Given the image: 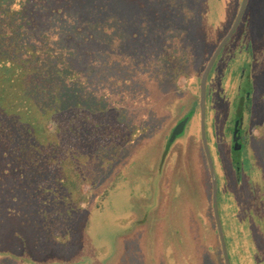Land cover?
I'll list each match as a JSON object with an SVG mask.
<instances>
[{
    "label": "trees",
    "instance_id": "1",
    "mask_svg": "<svg viewBox=\"0 0 264 264\" xmlns=\"http://www.w3.org/2000/svg\"><path fill=\"white\" fill-rule=\"evenodd\" d=\"M176 5L0 0V213L20 214L9 229L0 218V264H56L70 253L73 210L140 146L122 151L161 104L151 86L179 68V47L189 49ZM230 147L239 194L254 203L264 195V147L248 138Z\"/></svg>",
    "mask_w": 264,
    "mask_h": 264
},
{
    "label": "rangeland",
    "instance_id": "2",
    "mask_svg": "<svg viewBox=\"0 0 264 264\" xmlns=\"http://www.w3.org/2000/svg\"><path fill=\"white\" fill-rule=\"evenodd\" d=\"M172 1H177L176 7L185 15V20L179 17L175 25L188 41L189 49L179 47L178 53H174L177 59L173 62L178 64L179 68L172 69L163 81L153 83L151 86L152 89L157 90L161 104L159 101L158 104L156 102L157 105L153 110L155 117L151 124L141 127V132L136 136L133 135L134 137L130 139L132 141L122 146V151L124 154L130 151L132 146H137L140 140L142 141L139 142L138 148L149 139L155 140L154 137L161 129L165 130L171 126L189 109L192 117L184 128L183 136L175 140L171 148L176 151L173 155H178L177 162L181 171L186 168L185 166H189L188 168L193 172L192 167H196L203 196L209 199L210 186L199 140L197 108L194 101L198 96V79L204 65L233 21L240 0H219L213 5L207 4L208 0H170ZM203 4L206 8L203 9L202 34L196 14ZM173 32L174 40L182 37L176 28ZM170 50L175 52L176 48L173 47ZM243 51L249 54L255 88L253 101L250 100L249 108L252 110L249 119L256 124L250 132L248 131L247 138L256 143L260 142L264 147V0H246L234 31L219 50L208 72L204 104V134L212 166L215 168L218 179L216 203L229 264H264V195L252 203L253 199L249 193L239 194L238 189L241 191V188L237 187L238 182L234 181L235 172L233 171L232 174L230 170L236 154L230 150V140L224 135V121L230 93V84L226 81L225 69L226 65L232 64ZM178 54L183 55L178 56ZM193 105L195 119L192 111ZM246 125V123L243 124L244 128ZM131 156L129 154L121 166L125 165ZM121 166H110L105 170L96 180L94 189L86 197V201L81 204V208L73 210L72 224H75L77 230V233L71 237L74 243L70 253H67L68 255L56 264H73V261L80 259V256L73 254L80 247L85 246L87 250H92L97 246L96 239L98 238L94 239L87 233L83 235L84 221L93 204L97 203L108 189L110 180L118 174ZM242 167L248 170V166ZM234 168L237 169L239 166ZM7 180L2 181L3 186L0 185V196L6 188ZM262 190L264 194V184ZM86 205L87 208H85ZM204 214V223L191 231L184 221H165L164 229L157 241L156 252L154 253L153 243L148 240L144 242V253L148 256L147 260L139 255L136 240L134 238L129 240L131 244L128 252L122 254L115 264H223L215 227L208 212L205 211ZM19 216L20 214L15 216L8 212L0 213V218L5 217L3 222L6 229L16 227L12 218L18 219ZM3 236L4 234L1 235Z\"/></svg>",
    "mask_w": 264,
    "mask_h": 264
},
{
    "label": "flooded vegetation",
    "instance_id": "3",
    "mask_svg": "<svg viewBox=\"0 0 264 264\" xmlns=\"http://www.w3.org/2000/svg\"><path fill=\"white\" fill-rule=\"evenodd\" d=\"M251 68L249 54L245 51L232 64L226 65V81L230 84V93L224 135L231 145L248 136L243 124L251 114L250 100L252 102L255 95ZM205 96L206 88L204 104ZM194 103L199 134L198 96ZM192 111L194 117V105ZM180 120L181 117L165 130L161 129L154 137L155 140L149 139L138 148L110 180L108 189L89 210L82 228L83 235L87 233L94 239L98 238V244L92 250L80 247L73 253L80 256V259L73 261V264H115L122 254L128 252L131 244L129 240L133 238L139 255L147 260L144 242L148 240L153 243L155 253L164 223L168 220L184 221L191 231L204 223L206 211L215 227L211 210V181L206 164L209 199L203 196L196 167H192L193 172L189 166L181 171L177 162L178 155H173L176 151L171 148V144L183 135L181 133L170 140V134ZM212 167L217 192L218 179ZM234 167H230L232 174Z\"/></svg>",
    "mask_w": 264,
    "mask_h": 264
},
{
    "label": "water",
    "instance_id": "4",
    "mask_svg": "<svg viewBox=\"0 0 264 264\" xmlns=\"http://www.w3.org/2000/svg\"><path fill=\"white\" fill-rule=\"evenodd\" d=\"M218 1L219 0H208L206 3L209 5H213L215 3L217 4ZM245 3H246V0H240L239 1L238 8H237V11H236V14L233 18L232 23L230 24L226 33L217 42V44L214 48V51L212 52V54L208 58L206 64L204 65V68H203V70L199 76V79H198V92L197 93H198V112H199V136H200L201 146H202L206 166H207L209 176H210V181H211V183H210V185H211V210H212V216H213V220H214L215 230H216V234H217V238H218V243H219V247H220V254H221L223 264H229V260L227 257L225 244H224V240H223V235H222V230H221V226H220V222H219V218H218V212H217V206H216L215 178H214L212 162H211V159L209 156V152H208V148H207V144H206V139H205V134H204V93H205L206 78H207L208 72L211 68V65H212L215 57L217 56L219 50L223 46V44L227 41V39L230 37V35L234 31V29H235V27L239 21V18L243 12ZM191 117H192V113L189 109L181 115V120L178 121V123L173 128V130L170 134V140L174 136L180 135L181 133H183L184 128H185L186 124L188 123V121L190 120ZM234 140L235 139H233V141ZM233 148H234V146H233Z\"/></svg>",
    "mask_w": 264,
    "mask_h": 264
}]
</instances>
